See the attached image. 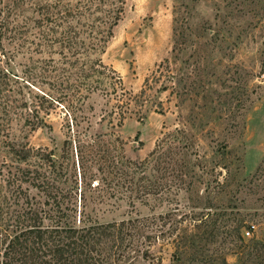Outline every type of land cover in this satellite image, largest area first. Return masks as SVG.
<instances>
[{
    "label": "rangeland",
    "instance_id": "obj_1",
    "mask_svg": "<svg viewBox=\"0 0 264 264\" xmlns=\"http://www.w3.org/2000/svg\"><path fill=\"white\" fill-rule=\"evenodd\" d=\"M76 1L23 0L11 14L0 11V69L8 75L0 99V169L16 150L29 148L28 157L15 162L16 184L43 199L46 191L30 183L57 178L65 193L76 130L85 142L103 134L114 155L142 161L180 129L202 175L200 192L210 187L203 202L223 204L226 212L221 225L228 234L217 237L211 249L222 250L229 264H264V0H126L105 52L91 56L115 71L110 74L123 89L111 94L100 89L87 98L85 57L75 44L84 19L77 10L86 2ZM67 8L75 14L66 15ZM74 117L88 132L74 126ZM9 174L3 167L0 199L13 195L3 178ZM210 189L215 193L209 195ZM172 198L135 208L112 199L102 205L98 220L200 209L183 192ZM193 223L182 220L183 226ZM153 252L162 264H174L171 239L154 244Z\"/></svg>",
    "mask_w": 264,
    "mask_h": 264
},
{
    "label": "trees",
    "instance_id": "obj_2",
    "mask_svg": "<svg viewBox=\"0 0 264 264\" xmlns=\"http://www.w3.org/2000/svg\"><path fill=\"white\" fill-rule=\"evenodd\" d=\"M21 1L0 0V11L6 10L11 14L17 8L15 2ZM106 1H76L86 2L81 11L77 10V14L84 19L78 23L81 39L75 41L85 57L82 75L88 92L83 94V98L100 89L106 94L117 93L119 87L123 89L122 84H117L110 74H115V71L99 56L95 59L91 57L105 52L108 41L114 35V27L124 12L126 0H113L111 8H103ZM67 10L66 15L75 14L74 10ZM45 19L44 16L42 21L37 22L43 24ZM7 77V73L0 69V99ZM116 79L120 80L119 77ZM103 80L109 85L104 86ZM123 105L119 102L117 107L121 109ZM72 119L74 126L88 132L89 128L82 129L84 126L80 127L76 117ZM181 131L175 129L168 133L144 160L136 161L121 153L114 155L110 147L105 146L109 141H104L105 135L96 134L93 142H85L76 130V156L65 179L68 185L65 193H60L57 178L30 183L46 191L43 199L31 196L29 187L16 184L20 176L15 173V162L26 159L30 149L23 146L16 150L18 155L9 156L0 169L1 174L3 167L8 168L10 174L6 179L2 176L13 194L11 198L0 199V264H162V258L153 252V246L167 239H171L174 246V264H229L222 250L211 249L217 237L228 234L224 224L221 225L225 222L224 205L203 202L205 191L210 187L204 189V195L200 192L198 182L202 181V175L194 169L197 160L188 155V144L179 135ZM6 142L9 143L8 140ZM50 154L48 158L52 160ZM30 173L24 175L26 180L30 179ZM220 184L218 181L213 188ZM182 192L186 194L190 206L200 209L181 214L175 207L149 215L129 214L108 222L98 220L102 205L112 199L135 208L138 204L156 203L164 196L179 199ZM212 192L214 190L210 189L208 194ZM219 194L220 191L217 192ZM186 217L194 221L192 226L182 225ZM237 231L240 243H243L240 227Z\"/></svg>",
    "mask_w": 264,
    "mask_h": 264
},
{
    "label": "built area",
    "instance_id": "obj_3",
    "mask_svg": "<svg viewBox=\"0 0 264 264\" xmlns=\"http://www.w3.org/2000/svg\"><path fill=\"white\" fill-rule=\"evenodd\" d=\"M247 235H250V230H246L245 232Z\"/></svg>",
    "mask_w": 264,
    "mask_h": 264
}]
</instances>
